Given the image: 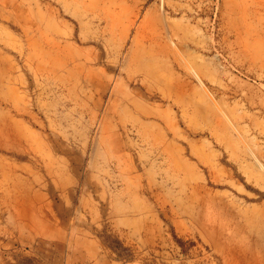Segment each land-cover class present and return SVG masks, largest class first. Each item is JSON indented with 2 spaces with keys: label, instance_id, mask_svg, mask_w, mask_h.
I'll use <instances>...</instances> for the list:
<instances>
[{
  "label": "rangeland",
  "instance_id": "1",
  "mask_svg": "<svg viewBox=\"0 0 264 264\" xmlns=\"http://www.w3.org/2000/svg\"><path fill=\"white\" fill-rule=\"evenodd\" d=\"M0 264H264V0H0Z\"/></svg>",
  "mask_w": 264,
  "mask_h": 264
},
{
  "label": "trees",
  "instance_id": "2",
  "mask_svg": "<svg viewBox=\"0 0 264 264\" xmlns=\"http://www.w3.org/2000/svg\"><path fill=\"white\" fill-rule=\"evenodd\" d=\"M104 244L115 253L117 260L122 262L133 261L134 258L128 248L124 247L119 241H110L105 235Z\"/></svg>",
  "mask_w": 264,
  "mask_h": 264
},
{
  "label": "bare ground",
  "instance_id": "3",
  "mask_svg": "<svg viewBox=\"0 0 264 264\" xmlns=\"http://www.w3.org/2000/svg\"><path fill=\"white\" fill-rule=\"evenodd\" d=\"M204 158H205V157H203L202 159L205 160ZM203 162H204V161H203Z\"/></svg>",
  "mask_w": 264,
  "mask_h": 264
}]
</instances>
